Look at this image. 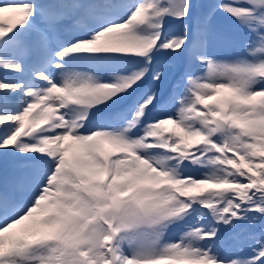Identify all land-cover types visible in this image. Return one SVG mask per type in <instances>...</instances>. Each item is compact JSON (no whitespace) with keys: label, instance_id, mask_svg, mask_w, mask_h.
Returning <instances> with one entry per match:
<instances>
[{"label":"snow or ice","instance_id":"snow-or-ice-1","mask_svg":"<svg viewBox=\"0 0 264 264\" xmlns=\"http://www.w3.org/2000/svg\"><path fill=\"white\" fill-rule=\"evenodd\" d=\"M193 8L0 4V264H264V0Z\"/></svg>","mask_w":264,"mask_h":264},{"label":"rangeland","instance_id":"rangeland-1","mask_svg":"<svg viewBox=\"0 0 264 264\" xmlns=\"http://www.w3.org/2000/svg\"><path fill=\"white\" fill-rule=\"evenodd\" d=\"M4 2H6V0H0V4H2ZM212 2H213V0H192V3L194 5L193 21L190 23L194 25L195 19L198 17H202L207 12V6ZM0 16L3 17V21H5L4 19H8V21H12V23H14L18 19V17L15 16L11 11L4 12V13L0 14ZM226 30H227L226 26L222 22H220L219 25L215 28V32L218 33L217 34L218 36L225 33ZM26 38L28 40H32L34 38V36H27ZM18 49H21V47H19ZM239 50L240 49H238L234 44L226 43L221 39H217L210 44V51L213 52L214 54H216L217 57L221 58V59H226V60L232 59L238 53ZM18 55H21L22 57H24L25 61L27 62V55L26 54L20 53ZM179 62H180L179 60L171 62L170 67H168L167 69H169L171 67L177 68V64ZM181 62H183L184 64L186 63L185 61H181ZM197 69L199 70V66H197ZM7 73H9V72H7ZM209 103L211 104L213 102L209 101ZM4 158L5 157L0 156V165L2 164L1 169L3 168V165H4L3 164ZM12 169H15V173L9 174L11 176H18L22 172L20 164L15 165V167L10 166L9 168H6V170H8L10 172ZM243 227H247V226H243ZM256 228H258L257 230H259V227H256ZM256 228H249V232L258 233L259 231H256L255 230ZM245 234H247V233H245ZM231 236H232V233H225L226 239H228Z\"/></svg>","mask_w":264,"mask_h":264},{"label":"trees","instance_id":"trees-1","mask_svg":"<svg viewBox=\"0 0 264 264\" xmlns=\"http://www.w3.org/2000/svg\"><path fill=\"white\" fill-rule=\"evenodd\" d=\"M256 231H259V230H256Z\"/></svg>","mask_w":264,"mask_h":264}]
</instances>
